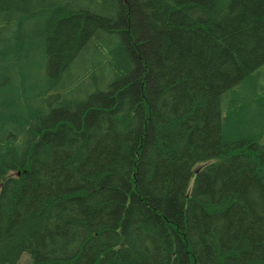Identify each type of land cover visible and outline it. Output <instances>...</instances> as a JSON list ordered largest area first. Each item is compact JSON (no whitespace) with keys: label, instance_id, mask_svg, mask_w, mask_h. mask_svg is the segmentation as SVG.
I'll use <instances>...</instances> for the list:
<instances>
[{"label":"trees","instance_id":"trees-1","mask_svg":"<svg viewBox=\"0 0 264 264\" xmlns=\"http://www.w3.org/2000/svg\"><path fill=\"white\" fill-rule=\"evenodd\" d=\"M264 0H0V264H264Z\"/></svg>","mask_w":264,"mask_h":264},{"label":"rangeland","instance_id":"rangeland-1","mask_svg":"<svg viewBox=\"0 0 264 264\" xmlns=\"http://www.w3.org/2000/svg\"><path fill=\"white\" fill-rule=\"evenodd\" d=\"M18 264H30V260H29L28 255H26V254L23 255V257L21 258V260L19 261Z\"/></svg>","mask_w":264,"mask_h":264}]
</instances>
